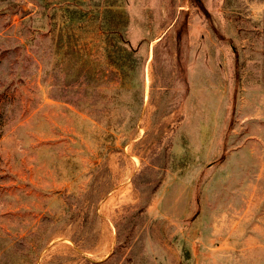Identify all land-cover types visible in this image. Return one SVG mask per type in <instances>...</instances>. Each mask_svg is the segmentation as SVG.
<instances>
[{
	"label": "rangeland",
	"instance_id": "obj_1",
	"mask_svg": "<svg viewBox=\"0 0 264 264\" xmlns=\"http://www.w3.org/2000/svg\"><path fill=\"white\" fill-rule=\"evenodd\" d=\"M0 264H264V0H0Z\"/></svg>",
	"mask_w": 264,
	"mask_h": 264
},
{
	"label": "trees",
	"instance_id": "obj_2",
	"mask_svg": "<svg viewBox=\"0 0 264 264\" xmlns=\"http://www.w3.org/2000/svg\"><path fill=\"white\" fill-rule=\"evenodd\" d=\"M119 43L121 44V45H119V47L121 48V50L123 49L122 47H124L125 49H126V51H127V48L124 46V39H123V37L122 36H120V41H119ZM122 46V47H121ZM123 51V53H124V50H122ZM126 53L127 52H125V56H126ZM133 56V52H129V56H127V59H130L131 57Z\"/></svg>",
	"mask_w": 264,
	"mask_h": 264
}]
</instances>
